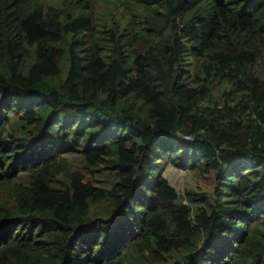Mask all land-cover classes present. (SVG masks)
Returning <instances> with one entry per match:
<instances>
[{"label":"trees","instance_id":"1","mask_svg":"<svg viewBox=\"0 0 264 264\" xmlns=\"http://www.w3.org/2000/svg\"><path fill=\"white\" fill-rule=\"evenodd\" d=\"M262 71L264 0H0V264H264Z\"/></svg>","mask_w":264,"mask_h":264},{"label":"rangeland","instance_id":"2","mask_svg":"<svg viewBox=\"0 0 264 264\" xmlns=\"http://www.w3.org/2000/svg\"><path fill=\"white\" fill-rule=\"evenodd\" d=\"M264 76V71L261 73ZM71 167L76 168L80 164V159L73 157L70 161ZM163 175L167 178L169 183L177 190V192L184 197L186 190H200L203 185H201L196 177L192 175L190 171L177 168L171 164L167 165L163 171ZM187 203V200L184 201Z\"/></svg>","mask_w":264,"mask_h":264},{"label":"built area","instance_id":"3","mask_svg":"<svg viewBox=\"0 0 264 264\" xmlns=\"http://www.w3.org/2000/svg\"><path fill=\"white\" fill-rule=\"evenodd\" d=\"M183 138H185L186 140H192L193 139L192 135H183Z\"/></svg>","mask_w":264,"mask_h":264},{"label":"clouds","instance_id":"4","mask_svg":"<svg viewBox=\"0 0 264 264\" xmlns=\"http://www.w3.org/2000/svg\"><path fill=\"white\" fill-rule=\"evenodd\" d=\"M167 179V178H166Z\"/></svg>","mask_w":264,"mask_h":264},{"label":"water","instance_id":"5","mask_svg":"<svg viewBox=\"0 0 264 264\" xmlns=\"http://www.w3.org/2000/svg\"><path fill=\"white\" fill-rule=\"evenodd\" d=\"M177 191V190H176Z\"/></svg>","mask_w":264,"mask_h":264}]
</instances>
